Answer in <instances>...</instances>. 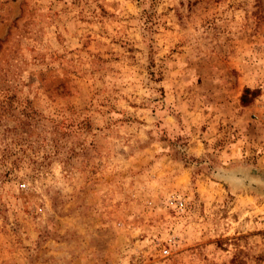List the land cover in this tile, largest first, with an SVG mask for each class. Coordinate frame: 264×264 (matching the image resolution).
<instances>
[{"label":"rangeland","instance_id":"1","mask_svg":"<svg viewBox=\"0 0 264 264\" xmlns=\"http://www.w3.org/2000/svg\"><path fill=\"white\" fill-rule=\"evenodd\" d=\"M0 264H264V0H0Z\"/></svg>","mask_w":264,"mask_h":264},{"label":"trees","instance_id":"2","mask_svg":"<svg viewBox=\"0 0 264 264\" xmlns=\"http://www.w3.org/2000/svg\"><path fill=\"white\" fill-rule=\"evenodd\" d=\"M249 92L251 93V96L248 99L247 96H246V94L249 93ZM254 94H255V91L254 90H250L247 87L243 88V92L240 95V102H241V104L242 105L247 104L250 101V98H252L254 96Z\"/></svg>","mask_w":264,"mask_h":264}]
</instances>
